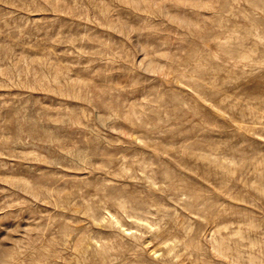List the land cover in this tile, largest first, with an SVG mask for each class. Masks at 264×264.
I'll list each match as a JSON object with an SVG mask.
<instances>
[{
    "label": "rangeland",
    "instance_id": "rangeland-1",
    "mask_svg": "<svg viewBox=\"0 0 264 264\" xmlns=\"http://www.w3.org/2000/svg\"><path fill=\"white\" fill-rule=\"evenodd\" d=\"M0 264H264V0H0Z\"/></svg>",
    "mask_w": 264,
    "mask_h": 264
},
{
    "label": "bare ground",
    "instance_id": "bare-ground-1",
    "mask_svg": "<svg viewBox=\"0 0 264 264\" xmlns=\"http://www.w3.org/2000/svg\"><path fill=\"white\" fill-rule=\"evenodd\" d=\"M238 261H239V259H238Z\"/></svg>",
    "mask_w": 264,
    "mask_h": 264
}]
</instances>
